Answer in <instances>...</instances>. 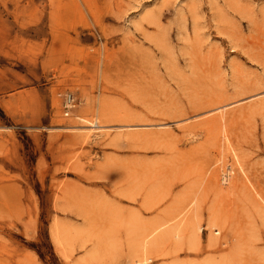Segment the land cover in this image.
I'll return each instance as SVG.
<instances>
[{"label":"rangeland","instance_id":"rangeland-1","mask_svg":"<svg viewBox=\"0 0 264 264\" xmlns=\"http://www.w3.org/2000/svg\"><path fill=\"white\" fill-rule=\"evenodd\" d=\"M263 205L264 0H0V264H264Z\"/></svg>","mask_w":264,"mask_h":264},{"label":"bare ground","instance_id":"bare-ground-1","mask_svg":"<svg viewBox=\"0 0 264 264\" xmlns=\"http://www.w3.org/2000/svg\"><path fill=\"white\" fill-rule=\"evenodd\" d=\"M224 109H220V117L221 119L224 118L225 113H227V108H225V106L223 107ZM89 122L90 126L95 127L90 129V132H92L93 130H96V126L101 127V124H99V122L97 121V118L95 120H89L87 121ZM222 122V121H221ZM88 124V123H87ZM86 124V125H87ZM88 124V125H89ZM105 125V124H103ZM121 126V125H120ZM124 126V125H123ZM129 126V125H128ZM224 126V125H223ZM222 126V127H223ZM126 127V126H125ZM91 128V127H90ZM123 128V127H122ZM164 129V128H163ZM169 129V128H168ZM224 130V128H223ZM161 131V130H160ZM163 131V130H162ZM171 131V129H170ZM86 133L85 135L87 137H90L92 133ZM99 133L101 131H98ZM168 132V131H166ZM223 132V131H222ZM225 132V131H224ZM228 132V131H227ZM96 133V132H95ZM106 133V132H105ZM228 134V133H227ZM224 137H226V139L228 138V136L225 134ZM88 139V138H87ZM229 140V138H228ZM231 140V139H230ZM230 140L228 141V148H229V153L231 152V156H232V160L234 161V164L238 167L239 172H243V174H245L246 179L248 180V182H251L249 180L248 175L246 174L245 168L242 164L241 158L237 153V149L232 145L233 143L230 142ZM227 142V141H226ZM237 150V151H236ZM230 156V157H231ZM233 172V171H232ZM235 173V172H234ZM241 175V174H240ZM231 176V173H229V177ZM229 178H227V176H225V180H227ZM247 184V182H246ZM245 184V185H246ZM252 184V183H251ZM252 186V185H251ZM257 190V189H256ZM255 197V196H254ZM263 202V200H262ZM264 206V205H263ZM186 209V205H183L181 207V209L178 211L177 216L181 215L184 210ZM264 209V208H263ZM213 218V217H212ZM166 222H160V223H156L152 226H150L149 228H147L139 238H137L134 242V246H137L140 249L146 250L153 247V246H157L159 244L160 241L163 240L164 238V233H160L159 231L162 229V227L165 225ZM215 229L219 230L221 229V225L219 224V222H217L215 219H211L209 221V230H210V241L211 244L214 245L217 241V235L219 234L218 231L215 232ZM191 230V234L190 237L193 239H198L200 238V232H201V226L198 224V219L197 218H191L188 222L184 223L181 220L178 221L177 223H175L170 229L169 231L172 232V234H175V236L177 238H181L183 236H185V234H187V231ZM57 233V232H56ZM158 234L153 240H150L151 237H153L154 235ZM187 236V235H186ZM59 239V236H57ZM231 240V239H230ZM228 240V241H230ZM148 260H150V258H145L143 260V262H147Z\"/></svg>","mask_w":264,"mask_h":264},{"label":"built area","instance_id":"built-area-1","mask_svg":"<svg viewBox=\"0 0 264 264\" xmlns=\"http://www.w3.org/2000/svg\"><path fill=\"white\" fill-rule=\"evenodd\" d=\"M66 109H72L75 104H74V98H72V96H68L67 100H66ZM69 110L67 111V115L69 114Z\"/></svg>","mask_w":264,"mask_h":264},{"label":"crops","instance_id":"crops-1","mask_svg":"<svg viewBox=\"0 0 264 264\" xmlns=\"http://www.w3.org/2000/svg\"><path fill=\"white\" fill-rule=\"evenodd\" d=\"M73 111H74V110H73ZM73 111H72V112H73Z\"/></svg>","mask_w":264,"mask_h":264}]
</instances>
